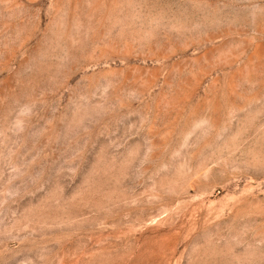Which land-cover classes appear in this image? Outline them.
<instances>
[{
    "label": "rangeland",
    "instance_id": "1",
    "mask_svg": "<svg viewBox=\"0 0 264 264\" xmlns=\"http://www.w3.org/2000/svg\"><path fill=\"white\" fill-rule=\"evenodd\" d=\"M0 264H264V0H0Z\"/></svg>",
    "mask_w": 264,
    "mask_h": 264
}]
</instances>
